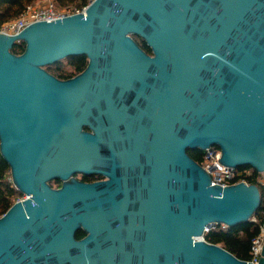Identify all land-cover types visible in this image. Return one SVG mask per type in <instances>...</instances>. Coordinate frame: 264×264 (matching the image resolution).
I'll use <instances>...</instances> for the list:
<instances>
[{
	"label": "water",
	"instance_id": "95a60500",
	"mask_svg": "<svg viewBox=\"0 0 264 264\" xmlns=\"http://www.w3.org/2000/svg\"><path fill=\"white\" fill-rule=\"evenodd\" d=\"M72 56L79 75L47 71ZM215 146L264 173V0H92L0 32V150L26 196L0 218V264H253L203 239L261 204L188 154Z\"/></svg>",
	"mask_w": 264,
	"mask_h": 264
},
{
	"label": "trees",
	"instance_id": "16d2710c",
	"mask_svg": "<svg viewBox=\"0 0 264 264\" xmlns=\"http://www.w3.org/2000/svg\"><path fill=\"white\" fill-rule=\"evenodd\" d=\"M39 0H0V30L7 24L21 17L31 5ZM92 0H54L57 10H65L74 14L82 11ZM54 4V5H55ZM140 47L148 54H152V50L146 42L139 36H133ZM25 43L19 42L12 48V52L16 55L24 53ZM89 60L86 56H72L54 65L47 66L46 69L54 76L62 80L73 78L82 73L88 66ZM65 66H69L67 70ZM216 149L219 147L215 146ZM188 154L199 164L204 162V151L200 149H189ZM247 172L245 179L250 183L257 185L261 193V204L252 218L244 223L232 227L217 225L212 227L205 234V240L211 244L219 245L231 252L237 258L244 261H251L253 258L252 243L257 238L264 227V173H260L250 166H242L238 168ZM263 180V182H261ZM61 187L62 182L54 180L51 183ZM55 188V187H54ZM24 195L17 190L11 175V168L1 154L0 150V218L12 207V205L22 199ZM82 230L77 232V239L84 237Z\"/></svg>",
	"mask_w": 264,
	"mask_h": 264
},
{
	"label": "built area",
	"instance_id": "2783aa9c",
	"mask_svg": "<svg viewBox=\"0 0 264 264\" xmlns=\"http://www.w3.org/2000/svg\"><path fill=\"white\" fill-rule=\"evenodd\" d=\"M84 11L85 8L82 11H77L76 13H81ZM70 14L71 13H68L65 10H57L53 3H49L44 6H29L26 12L21 17L10 23H7L0 30V32L12 35L19 34L25 28L35 22L57 20ZM221 155V150L216 149L215 147H211L204 151V162L202 164V167H204L205 170L211 175L212 183L221 186H230L238 183L250 184L245 179V176L248 175L247 172L241 171L238 168L224 166L220 163ZM261 182H263V180ZM209 231L210 230H208L205 234H207ZM203 239H205V237H203ZM263 242L264 227L260 235L255 238L252 243L253 258L250 262H252L253 264H258L259 262Z\"/></svg>",
	"mask_w": 264,
	"mask_h": 264
},
{
	"label": "flooded vegetation",
	"instance_id": "af4514ba",
	"mask_svg": "<svg viewBox=\"0 0 264 264\" xmlns=\"http://www.w3.org/2000/svg\"><path fill=\"white\" fill-rule=\"evenodd\" d=\"M74 178L84 183H98V182H106L109 180L107 176L102 175V174H91V175L76 174ZM116 196H117V200H115V203H116L117 208L127 203V201H124L123 199H121L122 197L120 195H116ZM122 224H123V221H121L117 216H115L113 219L114 227L118 229ZM83 232L85 233V235L81 239L87 236V233L85 231Z\"/></svg>",
	"mask_w": 264,
	"mask_h": 264
},
{
	"label": "rangeland",
	"instance_id": "374dc122",
	"mask_svg": "<svg viewBox=\"0 0 264 264\" xmlns=\"http://www.w3.org/2000/svg\"><path fill=\"white\" fill-rule=\"evenodd\" d=\"M49 3H53V4H55L54 0H39V1H37L34 5H31V6H44V5H47V4H49ZM54 6H57V5L55 4ZM65 68H67V70H70V69H69V66H65ZM54 187L56 188L57 185L54 184ZM21 198H22V199H25L26 196L24 195V196L21 197Z\"/></svg>",
	"mask_w": 264,
	"mask_h": 264
}]
</instances>
